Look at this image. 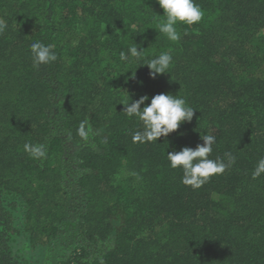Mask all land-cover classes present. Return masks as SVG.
<instances>
[{
	"label": "trees",
	"instance_id": "1",
	"mask_svg": "<svg viewBox=\"0 0 264 264\" xmlns=\"http://www.w3.org/2000/svg\"><path fill=\"white\" fill-rule=\"evenodd\" d=\"M195 3L203 19L174 43L156 0H0V264H264V0ZM37 41L58 57L38 70ZM133 43L146 59L170 52V70L121 61ZM161 93L193 119L133 143L143 125L123 104ZM205 134L209 158L235 164L193 190L167 154Z\"/></svg>",
	"mask_w": 264,
	"mask_h": 264
},
{
	"label": "clouds",
	"instance_id": "2",
	"mask_svg": "<svg viewBox=\"0 0 264 264\" xmlns=\"http://www.w3.org/2000/svg\"><path fill=\"white\" fill-rule=\"evenodd\" d=\"M156 3L163 10V21L157 24V28L167 40L171 42H179L180 33L177 25H194L198 24L204 16L200 6L195 0H156ZM7 21L0 18V34L7 29ZM138 45L134 44L128 48L127 53L121 51L119 53L120 60L126 62L135 61L142 62V66L149 69L150 78L157 75L166 74L173 63V56L170 52H162L152 59H146L144 49L138 51ZM51 44H44L39 41L30 45L32 57V65L34 69H39L41 65H49L57 60V54L53 50ZM134 77V74H133ZM149 97L141 96L139 99L129 103H124V111L129 118H136L143 125V131H136L132 135L133 143L155 142L161 137H167L170 133L176 132L177 129L186 122L193 119L195 110L189 106L185 99L178 98L170 94H157L151 98L149 104L145 105ZM92 129L88 120L81 121L77 135L88 141L92 135ZM203 144H198L194 149L184 147L178 152H170L167 154L169 167L172 169H180L183 173L181 183L191 187L193 190L201 188L214 175L223 174L228 168L235 164V157L227 153V162L222 159H210L213 152V145L216 143V136L205 134L201 136ZM24 151L33 159H44L47 156V147L40 143H25ZM264 174V157L257 161L253 171V179ZM131 175L140 179L135 172Z\"/></svg>",
	"mask_w": 264,
	"mask_h": 264
}]
</instances>
